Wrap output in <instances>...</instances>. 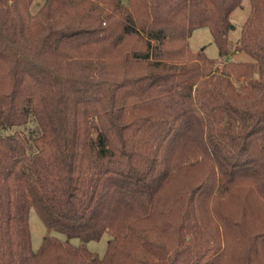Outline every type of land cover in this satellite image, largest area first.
<instances>
[{
  "label": "trees",
  "instance_id": "16d2710c",
  "mask_svg": "<svg viewBox=\"0 0 264 264\" xmlns=\"http://www.w3.org/2000/svg\"><path fill=\"white\" fill-rule=\"evenodd\" d=\"M33 1L0 0V264H264V0L234 43L242 0Z\"/></svg>",
  "mask_w": 264,
  "mask_h": 264
},
{
  "label": "rangeland",
  "instance_id": "374dc122",
  "mask_svg": "<svg viewBox=\"0 0 264 264\" xmlns=\"http://www.w3.org/2000/svg\"><path fill=\"white\" fill-rule=\"evenodd\" d=\"M42 0H34L31 4V11H35L37 6ZM249 10L248 0H242L241 5L234 8L230 13V20L233 28L228 32V39L231 43H234L240 35V27L244 22ZM189 47L192 51H197L204 47L205 53L211 58H218L217 47L212 40L211 33L207 27H199L195 29L189 37ZM248 55L244 52L235 53L231 56L232 60H245L248 59ZM218 61V60H217ZM217 67L221 66V62L218 61L215 64ZM29 228L31 232V243L34 248H37L45 235V227L37 215L36 211L31 208L29 210ZM74 243L78 242L77 239H72ZM106 243V237L103 236L101 239L95 241L91 240L87 242V246L97 253L101 254L104 251Z\"/></svg>",
  "mask_w": 264,
  "mask_h": 264
},
{
  "label": "water",
  "instance_id": "95a60500",
  "mask_svg": "<svg viewBox=\"0 0 264 264\" xmlns=\"http://www.w3.org/2000/svg\"><path fill=\"white\" fill-rule=\"evenodd\" d=\"M232 27H233V25H232Z\"/></svg>",
  "mask_w": 264,
  "mask_h": 264
}]
</instances>
